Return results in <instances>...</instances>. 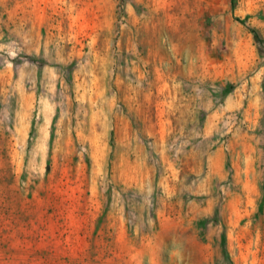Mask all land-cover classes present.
<instances>
[{"label": "rangeland", "instance_id": "374dc122", "mask_svg": "<svg viewBox=\"0 0 264 264\" xmlns=\"http://www.w3.org/2000/svg\"><path fill=\"white\" fill-rule=\"evenodd\" d=\"M0 264H264V0H0Z\"/></svg>", "mask_w": 264, "mask_h": 264}]
</instances>
